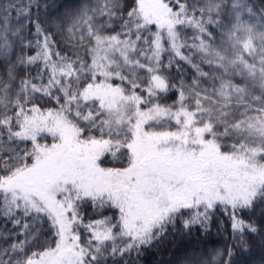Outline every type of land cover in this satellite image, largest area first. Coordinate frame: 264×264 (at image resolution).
Wrapping results in <instances>:
<instances>
[{"label":"snow or ice","instance_id":"1","mask_svg":"<svg viewBox=\"0 0 264 264\" xmlns=\"http://www.w3.org/2000/svg\"><path fill=\"white\" fill-rule=\"evenodd\" d=\"M71 19L62 50L63 23L0 0V264H131L168 226L207 231L217 211L245 245L260 229L241 214L264 206V7L97 0ZM174 60L191 83L172 82Z\"/></svg>","mask_w":264,"mask_h":264},{"label":"trees","instance_id":"2","mask_svg":"<svg viewBox=\"0 0 264 264\" xmlns=\"http://www.w3.org/2000/svg\"><path fill=\"white\" fill-rule=\"evenodd\" d=\"M21 8H30L33 18L39 17L45 25H51L52 30L56 31L55 25L63 23L64 31L54 36V39L59 42V48L64 49V44L67 40V29L72 26V15L76 14L84 7H91L97 3V0H14ZM130 2V0H129ZM257 9L264 7V0H253ZM38 6V7H37ZM23 20V17L19 18ZM17 17L15 11L12 16V24L15 25ZM31 27V26H29ZM34 31V29H32ZM29 34L28 30L24 33ZM188 35H191V30H188ZM167 46V45H166ZM19 45L16 47V55H19ZM71 47V45H70ZM27 54H32L26 52ZM187 54V53H186ZM169 54H164V63L167 64ZM15 59V56L12 57ZM178 59V58H177ZM7 60L0 56V76H4L7 72ZM180 71L177 70L176 60L173 61V67L168 69V73L172 78L173 83H179L181 77L186 83H191L193 70L183 61L179 62ZM37 69H21L17 67V80L24 78L27 75L35 76ZM207 71V68H205ZM169 96L175 98L169 93ZM171 103V99L168 100ZM112 215V211L105 213ZM242 218L245 221H250L260 229L258 233H246V244L239 246L236 239L232 235L230 221L227 215L223 212L217 213L211 218L208 225V230L205 231L200 227H194L190 233L182 230V223H177L175 227L168 226L165 234L158 241H155L151 246L144 247L139 255L132 253L130 260L131 264H178L186 253L196 250L198 253H214L219 251L222 255L217 259V264H226L229 260L227 252L232 251L231 264H264V206L258 207L252 213H242ZM90 218H99L97 214L88 209L86 220ZM32 225L30 227H38ZM4 221L0 219V231L3 230ZM8 228L12 225L9 223ZM126 259H129L126 257Z\"/></svg>","mask_w":264,"mask_h":264}]
</instances>
